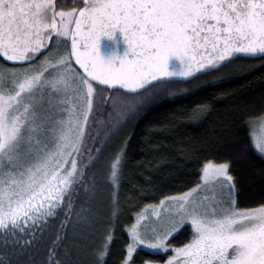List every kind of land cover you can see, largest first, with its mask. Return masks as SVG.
<instances>
[{
	"label": "snow or ice",
	"instance_id": "obj_1",
	"mask_svg": "<svg viewBox=\"0 0 264 264\" xmlns=\"http://www.w3.org/2000/svg\"><path fill=\"white\" fill-rule=\"evenodd\" d=\"M117 30L132 54L119 66L99 52L101 37ZM238 54L264 57V0H82L71 10L58 9L57 0H0V235L34 236L60 211L68 220L84 168L143 102L141 90ZM170 57L180 72L169 71ZM252 140L264 154V125ZM124 155L122 146L110 161L113 187ZM189 225L190 240L172 247ZM128 235L121 264H135L144 250H171L166 264H264V202L239 207L231 161L208 160L196 187L138 214ZM112 239L95 264H105ZM56 256L54 242L48 264H60Z\"/></svg>",
	"mask_w": 264,
	"mask_h": 264
},
{
	"label": "trees",
	"instance_id": "obj_2",
	"mask_svg": "<svg viewBox=\"0 0 264 264\" xmlns=\"http://www.w3.org/2000/svg\"><path fill=\"white\" fill-rule=\"evenodd\" d=\"M80 6L82 0H57L58 9ZM141 95L143 102L126 115L114 140L102 143L95 163L84 168L85 183L77 186L68 220L60 211L34 236L0 235V264H48L54 242L60 264H95L109 234L105 264H121L126 232L137 215L196 187L208 160L231 161L239 207L264 202V158L250 140L251 124L264 115V57L238 58L187 82L153 85ZM241 143L247 149L237 155L233 149ZM122 146L120 178L113 187L109 164ZM190 238L185 227L171 246L182 247ZM168 255L144 250L134 259L135 264H162Z\"/></svg>",
	"mask_w": 264,
	"mask_h": 264
},
{
	"label": "water",
	"instance_id": "obj_3",
	"mask_svg": "<svg viewBox=\"0 0 264 264\" xmlns=\"http://www.w3.org/2000/svg\"><path fill=\"white\" fill-rule=\"evenodd\" d=\"M99 52H100L101 57L105 61L111 60L116 66H119L120 59H122L125 56L126 53L128 55V58H131V55H132L129 52V50H128V45H127V43L124 40L123 34L119 30H117L111 38L106 37V36L105 37H101L100 45H99ZM238 58L258 59V58H261V57H245L243 55L238 54L236 58L230 60L228 63H230V62H232V61H234V60H236ZM228 63H226V64H224L222 66H219L216 69L207 71V72L196 73L190 78H183V79H181V78H173L171 80H167V81H164V82H161V83H165V82H187V81L193 80L194 78H196L198 76H201V75H204V74L219 70L222 67H224L225 65H227ZM168 68H169L170 72L178 73V72H180L182 70V64H181V62H180V60L178 58L170 57ZM156 84L157 83H153L152 85L147 86L146 89H148V88H150V87H152L153 85H156ZM146 89L141 90V92L145 91Z\"/></svg>",
	"mask_w": 264,
	"mask_h": 264
},
{
	"label": "rangeland",
	"instance_id": "obj_4",
	"mask_svg": "<svg viewBox=\"0 0 264 264\" xmlns=\"http://www.w3.org/2000/svg\"><path fill=\"white\" fill-rule=\"evenodd\" d=\"M60 47H61V49H63V48L65 47V45L62 44ZM262 125H264V120H261V119L255 121L254 123L251 124V126H250V140H251V144H252V146H253L255 152H256L257 154H259L261 157L264 158V154H261L260 152H258V151L255 149L254 144H253V140H252V137H253V134H254V133L257 134V135L259 134ZM200 176H201V175H200ZM199 182H200V181H199ZM153 208H155V209H159V208H160V203H159L157 206H151V207H147V208L143 209V211H142L140 214H141V215H150L151 212H152V210H153ZM155 220H156V217H155V216H151L150 220L146 221V223L149 224V225H151V223H152L153 221H155ZM136 221H137V218H136V220H135V223H136ZM135 223H134V224H135ZM187 227L191 230L190 225L187 226ZM126 233H127V236L129 237V235H128V230H127ZM129 239H130V238H129ZM145 251L149 252L148 250H145ZM150 253H151V252H150ZM167 253H169V255L167 256V259H168L170 256H172V255L174 254L171 250H170L169 252H167ZM161 254H165V253H161ZM167 259H166L165 262L162 263V264H166ZM146 264H149V263H146ZM150 264H155V263H150Z\"/></svg>",
	"mask_w": 264,
	"mask_h": 264
}]
</instances>
